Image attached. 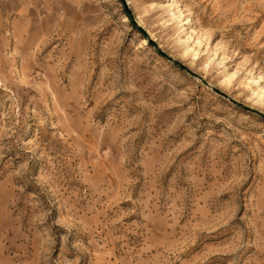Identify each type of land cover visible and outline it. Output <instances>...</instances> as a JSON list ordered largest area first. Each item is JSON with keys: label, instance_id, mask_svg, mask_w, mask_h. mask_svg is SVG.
Wrapping results in <instances>:
<instances>
[{"label": "rangeland", "instance_id": "rangeland-1", "mask_svg": "<svg viewBox=\"0 0 264 264\" xmlns=\"http://www.w3.org/2000/svg\"><path fill=\"white\" fill-rule=\"evenodd\" d=\"M0 264H264V0H0Z\"/></svg>", "mask_w": 264, "mask_h": 264}]
</instances>
